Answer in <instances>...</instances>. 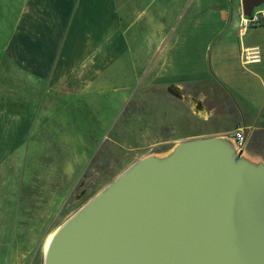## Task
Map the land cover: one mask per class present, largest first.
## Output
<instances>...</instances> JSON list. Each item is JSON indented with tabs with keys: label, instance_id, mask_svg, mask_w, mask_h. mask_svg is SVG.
I'll return each mask as SVG.
<instances>
[{
	"label": "crops",
	"instance_id": "obj_1",
	"mask_svg": "<svg viewBox=\"0 0 264 264\" xmlns=\"http://www.w3.org/2000/svg\"><path fill=\"white\" fill-rule=\"evenodd\" d=\"M256 11L264 17V3ZM241 13V0H0V66L20 75L0 94V166L23 149L25 164L48 173L40 184L53 187L47 202L62 201L67 189L58 183L70 185L96 149L82 143L77 152L74 136L57 143L59 116L73 103L66 96L103 87L111 76L132 75L134 84L143 76L178 103L222 98L264 115V24L239 36ZM249 47L259 62L242 61ZM235 153L245 158L244 150Z\"/></svg>",
	"mask_w": 264,
	"mask_h": 264
},
{
	"label": "water",
	"instance_id": "obj_2",
	"mask_svg": "<svg viewBox=\"0 0 264 264\" xmlns=\"http://www.w3.org/2000/svg\"><path fill=\"white\" fill-rule=\"evenodd\" d=\"M235 150L197 138L134 162L58 227L44 264H264V165Z\"/></svg>",
	"mask_w": 264,
	"mask_h": 264
},
{
	"label": "rangeland",
	"instance_id": "obj_3",
	"mask_svg": "<svg viewBox=\"0 0 264 264\" xmlns=\"http://www.w3.org/2000/svg\"><path fill=\"white\" fill-rule=\"evenodd\" d=\"M2 31L5 26L0 25ZM0 68V94H4L12 79L20 80V75L8 76L4 65ZM117 77L111 76L109 83L94 86L83 95L66 96L72 97L73 103L59 116L57 143L62 145L74 136L73 149L77 152L82 151V143H95L96 149L82 170L73 172L70 185L63 179L58 183L61 191L67 189L62 201L47 202V191L53 187L40 184L46 178L50 181L45 175L48 173L39 172L38 165L25 164L23 149L0 166V264H44L43 242L50 233L134 162L167 157L182 141L219 135L237 149L232 133L240 128L245 135L240 148L245 158L252 156L264 165V115L237 109L229 100L217 98L200 102L209 111L203 119L193 108L196 98L178 103L163 90L145 84L143 76L135 84L132 75L121 80ZM20 85L19 81L15 86L20 89ZM16 92L20 98L21 91ZM34 125L38 127V122Z\"/></svg>",
	"mask_w": 264,
	"mask_h": 264
},
{
	"label": "built area",
	"instance_id": "obj_4",
	"mask_svg": "<svg viewBox=\"0 0 264 264\" xmlns=\"http://www.w3.org/2000/svg\"><path fill=\"white\" fill-rule=\"evenodd\" d=\"M264 24V17L260 11L252 12L248 15H239V19L236 25V31L239 36H243L245 32L253 27ZM241 59L244 63H256L260 60V54L256 47L243 48L241 53ZM232 139L235 146L240 149L244 146L245 135L239 128L232 133Z\"/></svg>",
	"mask_w": 264,
	"mask_h": 264
},
{
	"label": "bare ground",
	"instance_id": "obj_5",
	"mask_svg": "<svg viewBox=\"0 0 264 264\" xmlns=\"http://www.w3.org/2000/svg\"><path fill=\"white\" fill-rule=\"evenodd\" d=\"M177 91V90H176ZM193 106H194V110L196 111V113L199 115V116H202L204 117L206 114H205V109L203 108L202 104L198 101H193ZM58 229V228H57ZM57 229H55L52 233H50L44 240L43 242V247H44V254L46 253L47 251V248H48V245L51 241V239L53 238V236L55 235V233L57 232Z\"/></svg>",
	"mask_w": 264,
	"mask_h": 264
}]
</instances>
